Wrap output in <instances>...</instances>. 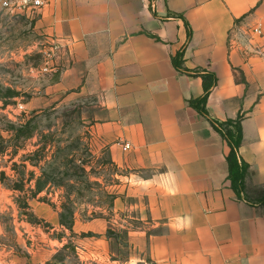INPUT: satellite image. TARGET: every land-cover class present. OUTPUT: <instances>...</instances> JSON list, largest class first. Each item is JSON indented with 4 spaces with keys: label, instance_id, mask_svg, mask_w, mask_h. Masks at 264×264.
Instances as JSON below:
<instances>
[{
    "label": "crops",
    "instance_id": "0c3cea01",
    "mask_svg": "<svg viewBox=\"0 0 264 264\" xmlns=\"http://www.w3.org/2000/svg\"><path fill=\"white\" fill-rule=\"evenodd\" d=\"M45 1L19 14L0 7V34L23 43L13 57L39 58L26 67L41 93L25 108L54 101L86 117L103 194L86 220L73 212L72 230L91 234L79 241L89 253L82 264H264V0ZM181 51L183 69L216 79L207 115L188 104L203 80L176 70ZM238 115L247 167L239 194L212 126ZM39 242L24 257L0 249V264H48ZM118 242L129 251L122 260L110 250Z\"/></svg>",
    "mask_w": 264,
    "mask_h": 264
},
{
    "label": "rangeland",
    "instance_id": "374dc122",
    "mask_svg": "<svg viewBox=\"0 0 264 264\" xmlns=\"http://www.w3.org/2000/svg\"><path fill=\"white\" fill-rule=\"evenodd\" d=\"M22 46L0 34V249L24 257L39 247L42 235L48 264H82L89 253L79 241L91 234L72 230L73 212L86 220L88 207L98 204L93 197L103 194V179L93 178L102 177V171L90 168L95 160L88 152L87 120L79 117L77 106L56 109L51 101L25 108L41 88L39 81L31 84L26 67L38 65V56L9 53ZM26 132L31 137L23 136ZM40 207L47 209L44 219ZM110 250L115 260L129 253L119 242Z\"/></svg>",
    "mask_w": 264,
    "mask_h": 264
},
{
    "label": "trees",
    "instance_id": "16d2710c",
    "mask_svg": "<svg viewBox=\"0 0 264 264\" xmlns=\"http://www.w3.org/2000/svg\"><path fill=\"white\" fill-rule=\"evenodd\" d=\"M171 17H177V15L172 14ZM188 39H190V31L187 33ZM172 64L180 73H187L192 76H199L203 80V95L197 99L190 100L188 102L189 106L196 110L202 115H207L206 102L209 96L211 88L215 85L216 79L214 75L208 73H200L199 71L190 72L183 69V52H178L172 58ZM241 120L242 116L238 115L234 120H227L225 122L213 121V129L226 141L229 152L226 155V161L228 165V179L230 181L231 188L237 194H239L244 187V177L246 174V164L239 159V146L242 141V130H241ZM23 129V127H22ZM23 132V131H22ZM25 137H31V132L22 133ZM264 202V195L261 199Z\"/></svg>",
    "mask_w": 264,
    "mask_h": 264
},
{
    "label": "built area",
    "instance_id": "2783aa9c",
    "mask_svg": "<svg viewBox=\"0 0 264 264\" xmlns=\"http://www.w3.org/2000/svg\"><path fill=\"white\" fill-rule=\"evenodd\" d=\"M45 3H46L45 0H0V7L3 11H6L7 13L19 14V13H26L39 9L43 7ZM236 28L237 27H233L231 33H233V31L236 33ZM250 31L254 34L261 35V29L259 27L252 28ZM235 33L230 34V37L228 39V45L230 49H233L235 45ZM56 50H57V45H53L51 47L52 52L46 54L47 59H51V56ZM257 50H259L261 52V55L264 56V46H262L261 50L260 49ZM46 70H47L46 68L43 69V71Z\"/></svg>",
    "mask_w": 264,
    "mask_h": 264
}]
</instances>
